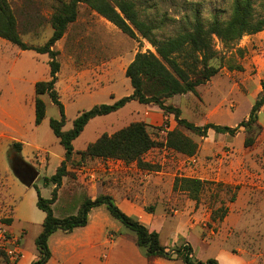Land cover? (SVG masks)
Segmentation results:
<instances>
[{
  "label": "rangeland",
  "instance_id": "obj_1",
  "mask_svg": "<svg viewBox=\"0 0 264 264\" xmlns=\"http://www.w3.org/2000/svg\"><path fill=\"white\" fill-rule=\"evenodd\" d=\"M134 1L141 17L159 27L156 33L162 39L189 29L195 14L206 24L214 14L227 19L231 13V0ZM9 2L22 40L42 44L52 32L49 16L56 0ZM82 26L86 27L81 41H86L87 58L83 61L80 57V45L75 70L68 54L73 51L74 29L81 30ZM97 44L108 61L100 70V79L90 66ZM212 44L215 55L208 64L217 72L198 84L194 92L172 95L165 102L178 107L181 117L197 125L213 122L235 126L247 118L262 92L264 29L230 43L213 36ZM53 48L58 50L60 63L55 88L64 107V130L72 126L81 111L130 94L126 65L137 51H154L145 38L129 37L84 3L78 4L77 18L68 24ZM48 59L46 53L22 50L0 37V264H29L36 257L34 240L44 217V211L36 206L37 190L42 197H50L54 185L44 184L43 176L53 174L64 155L49 125V120L58 119L60 112L48 93L39 95L45 115L39 124L34 123V83L49 77ZM136 120L148 124L157 142L143 155L150 167L140 168L135 161L113 158L80 159L77 152L88 142ZM175 126L172 114H164L157 105L155 109L145 108L136 100L91 118L72 140L74 151L67 162L68 173L57 187L53 213L60 217L74 214L85 197L109 193L126 213L156 230L166 248L186 241L197 260L213 257L220 264H264V102L256 124L250 130L241 126L233 135L209 129L201 136L178 126L198 144L190 156L163 146L167 131ZM248 137L252 142L245 144ZM13 141L22 143L20 155L12 150ZM18 156L27 166V173H37L30 186L24 185L11 169L20 160L13 161ZM176 175L207 180L197 205L185 192L172 190ZM125 198L131 200L129 206L121 205ZM220 206L227 207L225 215L213 219L212 210ZM88 221L87 231L74 234L73 230L58 229L50 235L51 257L46 264H184L179 258L147 259L136 244L135 232L110 215L104 205L92 208ZM82 236L90 238L89 244H79ZM15 243L22 249L17 260L7 253L8 246ZM82 250L83 254L78 255Z\"/></svg>",
  "mask_w": 264,
  "mask_h": 264
},
{
  "label": "trees",
  "instance_id": "obj_2",
  "mask_svg": "<svg viewBox=\"0 0 264 264\" xmlns=\"http://www.w3.org/2000/svg\"><path fill=\"white\" fill-rule=\"evenodd\" d=\"M56 2L49 16L52 27L50 36L42 44L33 45L27 44L20 37L17 19L9 0H0V37L22 50L33 49L48 55L49 77L34 83V123L39 124L45 115V104L39 95L48 93L60 112V117L50 119L49 125L64 148L63 158L55 172L49 176H43L44 184L54 185L50 197H42L37 190L36 206L44 211V217L41 221V229L34 240L36 257L29 264H46L51 257L48 245L50 235L58 229L69 232L76 227L85 226L88 223L89 211L100 205H104L110 215L135 232L136 244L143 250L147 259L179 258L184 264H220L213 257L205 261L195 259L192 248L186 241L174 248H166L160 243L156 230H150L136 217L123 211L109 193H103L94 198L85 197L76 208V213L61 217L53 213L52 203L56 199L57 187L60 186L63 176L68 173L67 162L72 158L74 151L72 140L81 133L91 118L116 111L130 100H136L142 104L152 103L157 105L164 114H172L176 126L167 131L162 144L166 148L187 156L195 153L198 144L185 135L179 129L180 126L201 136L206 135L209 129L231 135L241 126L245 130H250L256 124L258 111L264 102V82L262 92L254 100L247 118L242 119L235 126L213 122L197 125L181 117L180 109L167 104L165 100L175 94L194 92L198 84L205 82L217 72L216 67L208 64L209 59L215 55L213 36L223 43H230L244 34L264 29V0H231V13L227 19H221L214 14L206 24L195 14L189 29L181 30L164 39L157 36L156 31L159 28L157 25L141 17L134 0H56ZM79 3H84L129 37L145 38L154 47V51H137L126 65L124 73L132 86L130 94L123 95L111 103L92 105L78 113L72 121V126L64 130L62 129L65 123L64 107L55 88L60 63L57 59L58 50L54 49L53 45L63 36L68 24L77 18ZM256 6L259 7L258 10ZM147 126L148 124L142 120L130 121L112 133H101L77 153L80 154V159L113 158L124 162L135 161L140 168L150 167L143 160V155L155 147L157 142L151 136ZM251 142L252 138L245 139V144ZM21 145L20 141H13L12 150L19 154ZM206 183L207 180L198 177L176 175L172 182V190L185 192L197 205ZM233 198L234 195L230 200ZM226 211L225 206L215 208L212 210V218L221 219Z\"/></svg>",
  "mask_w": 264,
  "mask_h": 264
},
{
  "label": "crops",
  "instance_id": "obj_3",
  "mask_svg": "<svg viewBox=\"0 0 264 264\" xmlns=\"http://www.w3.org/2000/svg\"><path fill=\"white\" fill-rule=\"evenodd\" d=\"M94 13H96V12H94ZM100 17L103 18L102 16H100ZM103 19H105V18H103ZM76 21H78V19ZM84 35H86V27L85 26H82L81 30H79V28L78 29L77 28L74 29V32L72 34L73 40L71 41V43H72L73 51L71 52V50H70L68 55H69L70 61L72 63V67L75 70H76V66H75L76 63L75 62H76V59L78 58V55L80 54V51H79L80 45H82V49H83L82 55L80 57L82 58L83 61L87 58V54L85 53L86 41L85 40H82L81 41V38H83ZM95 47H96V52L91 56V60L92 61H91V65L90 66H91V70L100 79V76H101L100 70L101 69L102 70L104 69V66L107 64L108 61L105 58L106 57L105 56V52H101V49L99 48L98 44ZM131 59H130V61H131ZM77 69H78V67H77ZM111 96H113V93H111ZM144 105H145V108L146 107H151V108L155 109V107H156V105H154V104H144ZM169 118H170V121H171L172 116L170 115ZM0 121H1V119H0ZM18 158H20V160L23 162V159H21V156H19ZM35 177H36V175H35ZM35 177H34V179H35ZM34 179H33V182H34ZM33 182L31 184H33ZM130 203H131V200H129L128 198H125L124 199V202L121 205L122 206H129ZM122 210H123V208H122ZM88 226H89V221H88V223L85 226L80 227L81 230L80 229L79 230H75V228H74L73 229L74 234L75 233H78V232H83V230L85 231V229L87 231V227ZM89 241H90V238L89 237L82 236L79 239V244H83V245L84 244H89ZM98 241H100V240H98ZM77 254L78 255L83 254V250L82 251H79Z\"/></svg>",
  "mask_w": 264,
  "mask_h": 264
},
{
  "label": "water",
  "instance_id": "obj_4",
  "mask_svg": "<svg viewBox=\"0 0 264 264\" xmlns=\"http://www.w3.org/2000/svg\"><path fill=\"white\" fill-rule=\"evenodd\" d=\"M11 169L14 172V174L19 178V180L26 186H29L33 182V179L36 175V173L26 174V172L23 170L14 169L13 166H11Z\"/></svg>",
  "mask_w": 264,
  "mask_h": 264
},
{
  "label": "built area",
  "instance_id": "obj_5",
  "mask_svg": "<svg viewBox=\"0 0 264 264\" xmlns=\"http://www.w3.org/2000/svg\"><path fill=\"white\" fill-rule=\"evenodd\" d=\"M6 245L8 244V241H5ZM7 253L9 254L10 258L13 260H17L21 257L22 249L21 246L17 243L11 244L7 248Z\"/></svg>",
  "mask_w": 264,
  "mask_h": 264
},
{
  "label": "flooded vegetation",
  "instance_id": "obj_6",
  "mask_svg": "<svg viewBox=\"0 0 264 264\" xmlns=\"http://www.w3.org/2000/svg\"><path fill=\"white\" fill-rule=\"evenodd\" d=\"M16 158H18V157H14L13 158V161H15L14 159H16ZM16 162V163H15ZM14 163V165H13V167H15L16 166V169H19V170H23V171H25L26 169H24V167L25 168H27V166L21 161V160H19V161H15ZM29 171H30V169H28ZM27 170V171H28ZM26 172V171H25ZM27 173V172H26ZM27 174H31V173H27Z\"/></svg>",
  "mask_w": 264,
  "mask_h": 264
}]
</instances>
